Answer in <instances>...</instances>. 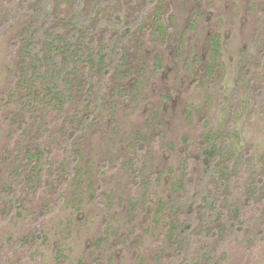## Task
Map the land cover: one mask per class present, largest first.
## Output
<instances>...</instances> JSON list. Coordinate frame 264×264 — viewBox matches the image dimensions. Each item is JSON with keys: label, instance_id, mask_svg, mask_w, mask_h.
Returning <instances> with one entry per match:
<instances>
[{"label": "rangeland", "instance_id": "obj_1", "mask_svg": "<svg viewBox=\"0 0 264 264\" xmlns=\"http://www.w3.org/2000/svg\"><path fill=\"white\" fill-rule=\"evenodd\" d=\"M0 264H264V0H0Z\"/></svg>", "mask_w": 264, "mask_h": 264}, {"label": "trees", "instance_id": "obj_2", "mask_svg": "<svg viewBox=\"0 0 264 264\" xmlns=\"http://www.w3.org/2000/svg\"><path fill=\"white\" fill-rule=\"evenodd\" d=\"M72 38L73 36L69 39ZM69 41L67 40V42ZM212 44L217 51V43L213 42ZM29 45V48L24 50L26 59L28 60L24 64L27 70L21 72L20 81L32 88L37 89L39 87L40 91L45 94V97L49 99L48 107L54 108L57 105L62 107L66 102L67 92V82L64 75L68 77L70 75L71 64L76 63L71 46L69 44L59 46L58 44V46L53 47L52 40L47 38V42L42 46L43 52H46V56L38 59V55L43 52L41 49H38L35 43L29 42ZM217 155L218 151L215 148L206 150L203 153L202 173L205 177L213 174V163L217 159ZM38 162H40L39 159ZM182 232H185L184 228Z\"/></svg>", "mask_w": 264, "mask_h": 264}]
</instances>
